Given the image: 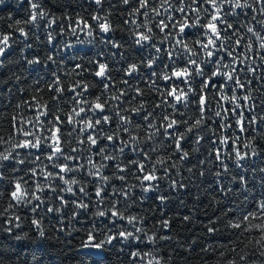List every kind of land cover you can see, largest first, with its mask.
Here are the masks:
<instances>
[{"label":"snow or ice","instance_id":"snow-or-ice-1","mask_svg":"<svg viewBox=\"0 0 264 264\" xmlns=\"http://www.w3.org/2000/svg\"><path fill=\"white\" fill-rule=\"evenodd\" d=\"M103 3L111 7L107 0ZM234 6L238 15L246 8L252 17L255 9L264 20V0L239 5L219 0H129L112 25L106 20L98 29L96 17L62 15L58 33L93 29L95 36L102 31L101 43L109 55L122 59L131 52V62L121 64L127 71H117L104 62L102 50L91 69L69 66L76 76L70 83L67 73L53 71L42 86L37 80L31 92L19 89L24 95L10 111L0 107V204L9 205L7 211L0 207L6 213L0 223L19 221L20 216L7 213L30 202L31 224L39 233L47 236L46 222L55 232L65 233L73 222L89 219L84 208L123 219L119 209L132 207L135 197L142 201L147 192L163 227L171 231L193 218L165 211L181 189L211 176L213 191H224L225 177L237 160L241 168L264 172L252 166L264 156V23L254 17L252 28L242 32L243 25L225 19ZM31 18L35 20V13ZM7 19L5 23L0 18L2 42L9 41L7 33L16 34L13 19ZM129 37L131 44L125 45ZM149 50L150 71L145 72L132 58L142 60ZM157 52L164 54V62ZM200 72L208 74L198 77ZM254 125L261 135L252 140ZM243 179L246 182L247 176ZM135 220L128 217L130 224ZM201 223L208 233L219 232L221 226L228 233L223 239L227 251L222 250L217 261L225 264L229 253L245 249L249 237L264 247V198L239 214L231 207L221 208L215 218ZM95 239V233L86 235L84 244L93 247L84 255L102 260L107 252Z\"/></svg>","mask_w":264,"mask_h":264},{"label":"clouds","instance_id":"clouds-1","mask_svg":"<svg viewBox=\"0 0 264 264\" xmlns=\"http://www.w3.org/2000/svg\"><path fill=\"white\" fill-rule=\"evenodd\" d=\"M128 3L129 0H119V3L107 0V4L111 5V7H107L103 0L100 2H96V0H51L52 6L59 9V11H55L53 7L49 6L48 0H26V2L25 0H0V6L3 8H8L11 4L15 6L17 12L22 13V18L17 19L9 12L8 18H12L14 21L11 27L16 32L15 35L7 33L10 37L9 41L2 42V36L5 33H0V50H3V55H0V103L6 108H12L19 102L20 96L24 95L23 92H19V89L23 88L26 92H31L36 86L37 80L41 81L42 86L47 81L49 73L53 71L67 73L66 82L70 83L76 79V76L69 65L80 64L82 67L87 65V68L91 69L97 55L102 50L104 51V62L114 64L117 71H127L126 67L121 68V64L131 62L129 60L131 52L122 59L109 55L107 45L101 43L104 36L102 31L93 36V29H84L83 33L77 32L75 28L71 33H58L57 29L64 22L61 20V16L71 13L85 18V20L88 16L96 17L93 22L97 29L99 24L106 20L112 25L113 21L117 19V13L127 9ZM219 3L239 5L250 3V0H219ZM241 11L244 13L242 16L237 14L234 6L228 13H225V19H231L235 23L243 25L242 32L252 28L254 17L260 23H264V20H260L256 16L255 9H253L252 17L248 16L246 8H242ZM33 13H35V20L31 18ZM109 13H111V17ZM53 20H55V24L52 23ZM256 35L259 38V33ZM183 42L181 40V43ZM123 43L130 45L131 37L124 40ZM189 45H191V41H189ZM89 48H91V52H88ZM192 51L194 54L195 49ZM151 55L149 50L147 53H142V60L140 57L132 59L147 72L150 71L147 64ZM155 55L160 57V62H164L163 53L157 52ZM37 57L39 63L36 62ZM154 66L159 67V63ZM108 71L111 72L112 69L109 68ZM164 71L161 69V74H164ZM207 74V72H200L197 76L203 77ZM193 79L194 77H189V81ZM88 82L91 83V80ZM192 86L195 88V84ZM14 100L15 103H13ZM133 106L136 107L135 104ZM258 114V112H253L254 116ZM139 118L137 115V119ZM253 132L254 135L249 134L252 140L261 135L259 131H256L255 125ZM161 158L158 157V159ZM244 176H247L246 182L243 179ZM225 183L228 185L227 189L218 193L214 192L209 197L208 203L205 205L207 211L204 214V219L197 222L196 225L199 231L193 233L195 239H191L186 233H180L177 229L169 231L164 228L163 221L159 218L161 214L157 211L147 192L143 193L145 198L142 201L139 197H135V204L132 207L119 209L123 219L101 217L98 215V208L92 212L84 208L82 211L88 215V220L80 224L73 222L68 232L59 233V235L49 227L48 223H45L43 227L47 231L46 237L31 224V219L34 218L29 213L31 203L29 202L26 207L16 205L7 214L20 216L19 221L13 220L9 224L7 219H4V222L0 223V264H34V260L29 257L37 256L38 242L44 240H50L59 245L55 250L56 256L53 264H65V262L66 264H86L85 249L93 247V245L84 244L89 232L96 234L94 243L102 244L101 250L112 253V264H217L220 252L227 251L223 239L227 238L228 233L222 226L219 232L208 233L201 222L208 223L209 218H215L221 208L231 207L239 214L242 208H247L258 199L264 198V172L241 168L239 160H237V167L230 169L225 177ZM133 198L130 192L129 200ZM0 207L7 211L9 205L5 201L0 204ZM161 207L163 208V205ZM43 211L41 208L40 213L43 214ZM5 214V212H0V219H3ZM50 216L51 214H49ZM129 216L136 217V220L131 224L128 223ZM142 221H147V223H142ZM49 222L51 223V221ZM223 223L224 221L221 220V225ZM208 226L210 227L211 224L209 223ZM122 232L125 233L124 236L120 235ZM76 233L80 235L77 237ZM213 235L215 239H213ZM110 236L114 239L109 240ZM22 245L29 249L26 253H22ZM202 247L207 251H201ZM213 248H215V252L212 251ZM233 259L236 260V264H264V247H258L257 244L252 243V237H249L245 249L235 254L229 253L224 258L225 264H231Z\"/></svg>","mask_w":264,"mask_h":264},{"label":"trees","instance_id":"trees-1","mask_svg":"<svg viewBox=\"0 0 264 264\" xmlns=\"http://www.w3.org/2000/svg\"><path fill=\"white\" fill-rule=\"evenodd\" d=\"M113 2H115V0H113ZM48 3L50 7H53L51 4V0H48ZM53 10L59 11V9L55 7H53ZM9 12H11L12 16L17 19L22 18V13L17 12L14 5L10 4L8 8H3L2 6H0V18H3L5 23L8 22L7 18ZM17 95L19 96L20 94L18 93ZM15 102L16 101L14 100L13 103ZM0 107H2L4 111L11 110V108L4 107L3 104H0ZM252 166L264 168V156L255 159L252 162ZM185 175H187V173H185ZM212 179L213 177L211 176L200 178L196 180L188 189H181L180 192L174 195L172 201L169 203V207L165 210L169 215H175L177 212H179L181 215H192L193 221L191 223L187 224L185 227L177 228L180 233L188 234L191 239H195L193 233L199 231V228L196 226L197 222L203 221L204 214L207 211L205 205L208 203L209 197L214 194V185L211 183ZM181 203L187 205V207L181 206ZM57 234L59 235V233ZM75 235L78 237L80 234L76 233ZM73 242L75 243L76 241L74 240ZM58 247L59 245L55 244V242L53 241H40L37 245V256L29 257V259L34 260V264H53L56 256L55 250ZM28 250L29 249L24 247L23 245L21 246L22 253H26ZM84 259L86 261V264H112L113 255L109 251L106 253L102 260L97 259L93 256H85Z\"/></svg>","mask_w":264,"mask_h":264}]
</instances>
